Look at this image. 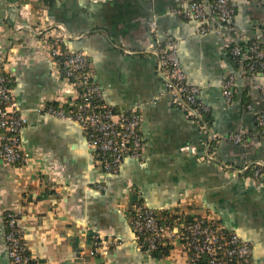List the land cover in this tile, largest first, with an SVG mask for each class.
I'll use <instances>...</instances> for the list:
<instances>
[{"label":"crops","instance_id":"0c3cea01","mask_svg":"<svg viewBox=\"0 0 264 264\" xmlns=\"http://www.w3.org/2000/svg\"><path fill=\"white\" fill-rule=\"evenodd\" d=\"M191 1L0 0V68L26 119L24 160L0 161V264H7L2 217L8 210L18 214L31 264H187L177 237L159 258L139 248L126 216L137 200L185 216H214L250 243L249 264H264V134L244 107L264 111V75H240L227 60L225 36L200 33L197 21L173 14ZM232 5L237 28L259 36L264 0ZM152 21L158 37L174 39L186 81L199 87L198 99L208 107L209 128L165 92ZM59 35L67 48L86 53L104 101L141 117L143 157L125 159L117 174L94 164L76 122L40 111L77 97L50 54L48 42ZM229 73L237 86L226 103L221 84ZM240 130L249 135L239 143L220 139ZM256 166H262L256 177L246 173Z\"/></svg>","mask_w":264,"mask_h":264},{"label":"built area","instance_id":"2783aa9c","mask_svg":"<svg viewBox=\"0 0 264 264\" xmlns=\"http://www.w3.org/2000/svg\"><path fill=\"white\" fill-rule=\"evenodd\" d=\"M252 1L258 4L262 2ZM233 11L232 0H214L208 6L194 0L184 8L173 9V14L197 21L200 33L213 31L225 36L227 43L234 40L236 44L232 47V53L240 64L239 74L244 76L245 72H250L249 75H252L255 69L253 62H247L245 65L247 69L243 71L241 65L252 53H255L258 59L264 58V29L258 36L263 43L259 46L256 41L251 40L253 37L237 28ZM149 28L155 36V51L163 67L165 92L176 106H187L190 114L200 117V112L208 111V107L198 99L199 87L186 81V73L182 69L174 39L171 36L158 37L155 21L149 24ZM61 41L60 35L53 38V42L49 43L50 54L53 57H61L65 78L74 79L75 81L71 80V83L75 89L80 85L82 91L77 102L69 103L73 105L70 109L66 110L60 106L61 103L57 105L46 103L40 111L76 122L84 133L87 147L92 153L98 151L100 154V159L93 160L94 164L104 174H117L125 159L141 160L143 157L145 143L140 132L141 117L134 109L127 112L118 111L108 105L104 101L100 86L95 81L90 82L92 66L86 53L82 50L62 48ZM261 66L264 67V61L261 62ZM2 71L4 70L0 68V161L11 165L24 160L20 131L26 119L17 109L12 88L7 85V79ZM236 86V75L229 73L221 84V93L226 103L233 100ZM258 89L263 92L262 86ZM245 109L253 114L256 125L264 131V111H254L251 103H248ZM248 135V131H232L220 139L239 143ZM258 172L257 167L253 175L256 177ZM132 206L134 216L130 226L134 240L139 248L147 253L156 248L157 241L163 236L177 237L179 240L182 236L189 264L197 255H206L209 264H222L224 262L221 260L222 257H225V261L242 262L251 254L250 243L236 232H229L228 235L220 232L222 225L213 226L215 218L212 215L200 214V218L183 224L181 233H177V229L171 231L161 228L152 208L136 202ZM5 223L3 240L7 264H29L30 256L24 243L22 229L18 225V214L8 210ZM99 247L104 249L106 245L100 244ZM190 249L193 254L188 252Z\"/></svg>","mask_w":264,"mask_h":264},{"label":"trees","instance_id":"16d2710c","mask_svg":"<svg viewBox=\"0 0 264 264\" xmlns=\"http://www.w3.org/2000/svg\"><path fill=\"white\" fill-rule=\"evenodd\" d=\"M47 1L46 3L49 4L52 0H45ZM194 1V0H192ZM195 1H200L202 2L201 0H195ZM209 4L213 3L214 0H209L208 1ZM233 15H234V11H233ZM180 17V16H178ZM182 19H186V18H183V17H180ZM252 41H256L259 46H262V40H260V37L258 36H255L251 39ZM259 41V42H258ZM53 42V40H50L48 43H51ZM61 44V47L62 48H66L65 44L61 41L60 42ZM236 44V42L233 40V41H230L229 43H227L226 45V57H227V60L229 61V63L231 64V66L233 67L234 70H236L238 73L240 72V64L237 60V57L234 56V54L232 53V47ZM239 45L241 46L242 43H239ZM54 60L56 61V64L59 68V70H61V74L60 76H62V78L66 79L65 78V75H64V68L61 64V57H53ZM264 61V58L262 59H258L256 58L255 56V53H252L250 55V57L248 59H245L243 62H242V65H241V70L243 71L244 69H247V67L245 66L247 62H253L255 64V69H254V73L252 75H249L250 72H245L244 73V77L245 78H249L251 76H254V75H262V73H264V67L261 66V62ZM241 73V72H240ZM2 74L6 77L7 79V85L12 88L13 87V83H12V80H11V77L9 76L8 72L6 71H2ZM67 80V79H66ZM72 81H75L74 79H70L69 81L71 82ZM93 78L90 79V82H93ZM77 90V97L73 100V102H77L78 99H79V94L81 93L82 89H81V86H77L76 88ZM236 92V91H235ZM235 92H234V95H235ZM234 95H233V98H234ZM52 104H55L57 105L55 102L52 103ZM174 104V103H173ZM248 103L244 104V107L247 105ZM176 106V104H174ZM60 106H62L63 108H65L66 110L67 109H70L72 108V104H69L67 101L63 104H61ZM179 108H181L184 113H186L187 117L191 118L194 122H196L198 125L200 126H205V127H208L210 126V122L208 120V111H202L200 112V117H196L195 115L193 114H190V111H189V108L187 106H177ZM255 125H256V122L254 121ZM257 129L259 130L260 133L264 134V131L262 130L261 127L257 126ZM215 139L212 140V146L215 144ZM100 154L98 151H95L93 152L92 154V159L93 160H97V159H100ZM259 168V169H262V166H256L255 168ZM252 167V169L248 170L246 173L247 174H251L253 175L254 173V169ZM136 203H142L141 200H137ZM154 213H155V216H156V220L159 224V226L163 229H171V231H174V229H177V233H181V230H182V226L183 224L187 223V222H191L193 221L194 219H197V218H200V214H196V215H184L183 213L181 212H178L177 209H168V208H164V209H153ZM6 213L5 212L3 214V217H2V222L5 226V231H6V223H5V220H6ZM126 216H127V219H128V222L130 224V221L132 220L133 216H134V208L133 206H130L127 208L126 210ZM184 217L186 218V220H184ZM213 226H219V222L215 219L214 222L212 223ZM220 232H222L223 234L225 235H228L229 232H234V231H230V230H227L225 229L224 227H222L220 230ZM170 239L168 236H163L161 237L158 241H157V244H156V248H154L153 250H151L149 252L150 255H152L154 258H159V257H162L164 255H166L169 247L171 246L170 245ZM180 242L181 243H185V240L182 238H180ZM144 251V250H143ZM145 252V251H144ZM188 252L190 254H193V251L190 249L188 250ZM147 253V252H146ZM29 255V254H28ZM249 257L250 255L245 259L243 260L242 262L241 261H236V260H232V261H229V260H226L225 261V257H222V264H249ZM31 260H29V264H31ZM189 264V263H187ZM190 264H209L208 262V257L206 255H197L195 256V258L193 259V262H191Z\"/></svg>","mask_w":264,"mask_h":264},{"label":"water","instance_id":"95a60500","mask_svg":"<svg viewBox=\"0 0 264 264\" xmlns=\"http://www.w3.org/2000/svg\"><path fill=\"white\" fill-rule=\"evenodd\" d=\"M264 165V164H263Z\"/></svg>","mask_w":264,"mask_h":264}]
</instances>
